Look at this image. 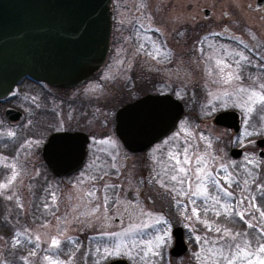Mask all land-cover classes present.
Returning <instances> with one entry per match:
<instances>
[{
    "label": "rangeland",
    "instance_id": "rangeland-1",
    "mask_svg": "<svg viewBox=\"0 0 264 264\" xmlns=\"http://www.w3.org/2000/svg\"><path fill=\"white\" fill-rule=\"evenodd\" d=\"M250 2L254 0H120L119 21L126 27L145 24L150 28L155 23L154 18H157V14L161 19L166 16L163 18L165 23H162L161 31L166 42L173 41L171 30L191 13L190 5L193 6L195 14L201 17L203 15L200 8L204 5L210 6L215 11L217 21L223 19V13L227 11L233 18L239 19V22L228 20V23L238 33L242 32L243 39L240 41L243 47L247 45L248 48H240L239 44H232V41L228 39L221 44H216L215 48L206 53L195 47V65L190 66L192 74L187 78L191 85V92L175 93L176 97L185 103L186 113L175 131L147 152H134L139 154L129 152L115 131L106 123L112 119L111 111L107 114L99 101L98 104L95 101V97H100L101 93L108 94L107 89L102 88L101 81H91L78 90L83 93H69L70 97L82 94L96 102L91 104L93 105L91 107L82 105L77 116L83 118V128L91 130L95 136H93L91 153L85 168L73 176L66 178L53 176L44 167L40 152L49 130L63 128L68 121L74 120L73 109L69 110L71 117L68 113L66 117L68 119L63 121L65 125L55 117L50 119V123L42 119L39 121L37 117L33 134L32 129L27 131L30 123L26 120L21 139L18 137L20 130L16 129L15 125L0 124V184L6 183L12 171L4 167V164L14 165L19 172L12 187L0 196V264H47L42 259L45 255H52L63 264H68L69 260L71 264H95L97 260L100 264H105L119 257L127 258L131 264H144L139 259L134 260L123 255L100 259L105 247L111 248L121 242L120 237L111 234L122 233L126 229L135 227L134 220L129 219L127 213H124V207L128 202L136 204L137 201L145 211L151 213V219L147 222L154 224V228L145 229V231L165 237L163 244L157 249L158 255L151 257V264H205L204 249L210 247V244L204 245L198 242L196 237L214 234L207 233V230L196 220L186 219L189 213L183 211L182 207L165 194L159 185L148 183L153 169V156L159 158L163 151L175 144L191 143L194 150H199L201 154L206 152L209 158H214L211 159L213 170L222 164L228 165L229 171L238 174V179L240 176L247 177L251 172L255 177V183L251 181L249 183L250 194L256 197L257 206L264 211V196L257 191V184L264 185V159L259 157L260 148L257 145V140L264 138V111H260V106L255 105L253 111L248 113L246 109L238 106L240 98L233 92L235 85L239 84L248 87L250 91L255 89L264 93V89L259 87L264 83V69L260 61L256 60V55L264 58V19H260L249 11L247 5ZM216 29L221 35H225L221 24L220 27L218 24ZM227 36L235 39L233 36ZM207 44L210 43L207 42ZM235 53H242L247 57V61H241L239 68L234 63L239 59ZM207 56H213V60L209 61ZM216 58L232 63L233 70L238 71L241 77L240 81H234L233 85L211 83L206 72L214 65ZM107 70L105 75H109ZM22 89H26V83L20 91L15 93H28ZM35 91L41 93L39 90ZM225 91L232 95H224ZM65 96L68 95L59 93L55 98L58 100ZM118 104L116 100L112 102L113 107ZM24 110L28 111L26 108ZM224 110L239 112L241 131L238 134L217 126L213 122L215 116ZM19 111L22 114V111ZM10 132L14 135L9 136ZM178 133L179 136H177ZM186 133H190V136ZM102 140L114 142L115 148L99 143ZM165 141H169V144L165 145ZM233 148L243 149L242 156L232 157L230 152ZM113 163L116 164L115 168L112 167ZM104 172H107V175H103ZM102 175L103 179L100 178ZM92 176L96 177L94 181L90 180ZM81 180L84 181L83 184L80 183ZM105 184L117 187L105 191ZM93 186L97 190L96 198L87 209L78 207L81 205L80 197ZM53 192L57 197L54 205L50 195ZM8 196H12V199H8ZM106 197L108 203L105 206ZM177 199L180 198L177 197ZM184 200L186 203V198ZM45 204L48 205L47 208L44 207ZM96 204L100 205V210L95 215L79 216L81 211L90 210ZM105 216L107 219H104ZM211 216L212 214L209 213V217ZM156 219H161L162 222L155 224ZM42 224L46 226L41 227ZM176 226H182L185 229V239L188 244V251L179 257L169 254L174 244L173 228ZM235 229L252 231L242 223H237ZM60 230L63 231V235L60 236L62 241L69 236L78 239L81 235H99L102 239H99L100 244L98 245L97 242V246H102L101 252L95 259L92 258L93 262L91 259L87 260L86 255L82 257L77 254L79 251L69 253L68 249L71 245H62L61 252H45L44 249L47 247L45 242L50 236L57 235ZM142 235L141 233L136 239H140ZM36 236L40 237V248L36 249L37 254L32 256ZM123 239L125 242L128 240L127 237ZM87 244L88 249H91V243L88 241Z\"/></svg>",
    "mask_w": 264,
    "mask_h": 264
},
{
    "label": "water",
    "instance_id": "water-1",
    "mask_svg": "<svg viewBox=\"0 0 264 264\" xmlns=\"http://www.w3.org/2000/svg\"><path fill=\"white\" fill-rule=\"evenodd\" d=\"M111 0H0V98L11 93L25 77L71 87L92 77L104 64L113 25ZM185 113L182 101L170 94H147L117 112L116 132L131 152L148 150L172 133ZM17 119L20 112L8 109ZM217 126L241 131L236 110L219 112ZM88 135L60 132L50 136L43 157L62 177L79 170L86 159ZM264 158V138L257 140ZM239 158L243 149L233 148ZM173 257L188 251L185 230L173 228ZM108 264H129L115 259Z\"/></svg>",
    "mask_w": 264,
    "mask_h": 264
},
{
    "label": "snow or ice",
    "instance_id": "snow-or-ice-1",
    "mask_svg": "<svg viewBox=\"0 0 264 264\" xmlns=\"http://www.w3.org/2000/svg\"><path fill=\"white\" fill-rule=\"evenodd\" d=\"M141 29L147 31L143 24L134 30L138 34ZM219 35V34H214ZM255 38V37H254ZM207 37H205V41ZM199 43V42H198ZM211 47V46H209ZM247 47V45H245ZM144 51L146 55L152 59H158L160 56L167 57V52H161L160 48L153 42V50L146 51L145 46L140 44L137 48V53ZM203 51V49H201ZM232 55L231 53H227ZM239 56L234 63L237 68L240 67L241 61H247L242 53H235ZM209 61L213 60V56L206 57ZM206 75L213 84L233 85L234 81H240L241 77L238 71H234L232 63L226 62L222 58H216L214 65L207 69ZM260 89H264V83L259 85ZM233 92L239 96L240 103L238 106L246 109L248 113L253 111V106L259 105L260 111H264V93L249 90L248 87L236 84ZM224 95H232V93L225 91ZM183 131V129H182ZM9 136L14 133H8ZM180 134L178 133L177 136ZM190 136V133H186ZM101 144L110 145L115 148V143L110 140L99 141ZM165 145L169 141L164 142ZM158 151H160L158 149ZM152 174L148 179L149 184L155 183L164 190L165 194L169 195L175 203L182 207V210L189 213L185 218L188 220H196L199 222L207 233L214 234L212 236L205 235L204 237L197 236L198 242L204 245H209L204 249L205 264H264V211L256 204V197L250 194L249 183H255V177L251 172L247 177L234 174L229 171L228 165H220L213 170L211 159L207 153L201 154L199 150H194L191 143L175 144L163 151L158 158L153 156ZM251 163V161H249ZM4 167L10 168L11 175L8 177L6 183L0 184V196L12 187L19 176V172L14 165L4 164ZM115 168L116 164L113 163ZM103 175H107L104 172ZM103 175L100 177L103 179ZM96 179L95 176L90 177L91 181ZM84 183L83 180L80 181ZM115 185H104V190L115 188ZM47 191V190H46ZM96 188L93 186L88 191L84 192L81 199V205L78 207L88 208V205L96 198ZM257 191L264 196V185L257 184ZM53 205L56 202V194L50 193ZM179 197L180 199H177ZM12 199V196H8ZM184 198L187 202L185 203ZM108 203L105 198V206ZM48 207L47 204L44 205ZM75 210V209H74ZM100 210V205L96 204L90 210H84L79 213V216L95 215ZM124 213H127L129 219L134 220L135 227L126 229L122 233H113L121 238V242L113 245L111 248L105 247L100 259H107L111 256H128L130 258L139 259L144 264H151V257L158 255L157 249L163 244L165 237L156 236L152 232H147L145 229L154 228V224L148 223L151 219V213L145 211L140 203L136 204L128 202L124 207ZM209 213L212 214L209 217ZM259 213V216H257ZM55 215V213H53ZM123 215V213H122ZM203 216V218H202ZM79 218V217H77ZM238 218V219H237ZM59 220V218H57ZM99 219V217H97ZM104 219H107L105 216ZM161 219H156L155 224H160ZM237 223H242L248 231H238L235 229ZM46 225H41L45 227ZM143 234L140 239L137 236ZM63 231L60 230L57 235L50 236L45 243L47 247L45 252H61L62 245H71L68 249L69 253L79 251V241L73 237H66L61 240L60 236ZM127 237V242L124 241ZM251 237V239H249ZM40 237L36 236L34 243V250L31 252L35 256L36 249L40 248ZM97 253L101 252L100 248L96 249ZM135 253V256H133ZM47 264H63L52 255H45L42 257ZM71 264V260L68 261ZM95 264H100L97 260Z\"/></svg>",
    "mask_w": 264,
    "mask_h": 264
},
{
    "label": "flooded vegetation",
    "instance_id": "flooded-vegetation-1",
    "mask_svg": "<svg viewBox=\"0 0 264 264\" xmlns=\"http://www.w3.org/2000/svg\"><path fill=\"white\" fill-rule=\"evenodd\" d=\"M119 3L120 0H111L110 7L113 13V26L110 39V49L104 64L92 77L74 86L62 87L52 85L46 81L37 80L30 76H26L16 85L11 93L0 98V124L7 123L12 126L15 125L16 129L20 130L19 133L17 132L20 139L22 138V133L24 134L25 131L23 126L26 120L30 123L27 131L32 129L33 134L35 132V121L37 117L39 121L42 119L43 121H48L49 123L50 119L55 117V119L60 120L62 124L65 125V122L63 123V121L68 119L66 118L68 113L71 117L69 110L73 109V121H68L66 126H63V128L55 130L53 128V130H49L50 127L48 128L49 131L40 151L42 160L44 162V167L57 178H66L81 172L88 162L91 153L90 147L92 145L93 136L95 135L91 130H85L82 125L83 118L81 119L80 117H77L82 105L85 104L86 106L91 107L93 106L91 104L96 103L95 101H97L98 104L99 101V104L104 109V112L109 114V111H111L112 119L106 123H108L112 130H114L117 134V112L126 104L135 102L147 94H170L173 97L179 99L176 97L175 93L191 92V85L189 84V80H187V78H189L192 74V70L190 68L195 65V47L200 50L203 49L201 52L206 53V51L215 48L216 44H221L228 39L229 41H232V44H239L240 48L242 47L248 49L247 47H243V43L240 41L243 39L242 32L238 33L228 23V20L239 22V19H236V17L233 18V16L229 15L227 11H224L223 19L217 21L215 18V11L210 6L204 5L200 8V12L203 15L201 17L197 13L195 14V11H193V6L190 5V9L192 10L191 13L186 16L184 21L178 22V24L171 30L173 41L166 42L161 32L163 28L162 23L164 22L163 18H166V16L162 17L161 19V17H159L157 14L158 19L156 17L154 18L155 23L151 25L152 27L148 28L145 26V24H143L148 30L145 31L144 29H141L137 34L134 30V25L126 27L124 23L123 25L120 24L121 22L119 21L118 16L120 8ZM247 7L249 11L254 13L257 17L264 19V0H254V2L248 3ZM169 23L170 22H168V24ZM218 24L219 27L220 24L222 25V32L225 35H221L217 31L218 29H216V27ZM135 26L136 28H139V26ZM227 35L233 36L235 39L231 37L228 38ZM205 37H207L206 41ZM153 42H155V45L160 48L161 52L168 53L167 57L160 56L158 59H152L150 56L146 55L144 51L137 53V48L140 44L145 46L146 51H152ZM207 42L210 44H207ZM209 45L212 46L209 47ZM256 60L260 61L264 69V58L258 57L256 55ZM106 70L109 75H105ZM91 81H101L103 85L102 88L107 89L108 94L101 93L100 97H95L94 102L93 99H90L89 97L87 98L86 95L83 96L82 94H78L74 97L69 96V93H83L81 91L78 92V90H81V88L89 84ZM25 83L26 89L22 90H25V92L27 91L28 93H15L20 91ZM35 90H39L41 93H36ZM101 92L104 91L101 90ZM59 93L67 94L68 96L63 98L60 97L58 100H56L55 97ZM109 93L111 94L109 95ZM114 100L118 101L119 103L115 107L112 106V102ZM182 103L185 107V103L183 101ZM20 104H22V106ZM10 108L15 109L18 112H20L19 110L22 111V114L20 112L19 118L12 119L7 115V111ZM24 108H26L29 113L28 111L26 112ZM27 117H29V119ZM60 132H81L87 134L89 138L86 148V159L83 166L72 174L64 175L62 177H58L52 172L43 157V148L45 144H47L50 136ZM172 133L162 140L169 137ZM162 140L153 144L148 150H150ZM260 149L258 150V155ZM127 150L131 152L129 149ZM148 150H146V152ZM99 239H102L99 235L78 236V241L80 243L79 252L77 254L81 255L82 257H85L86 255L87 260L91 259L93 262L92 258L95 259L96 255L98 254L96 249L102 247L97 246V242L98 245L100 244ZM88 241L91 243V249H88ZM121 258L126 259L129 264H131L130 261L125 257L114 258L105 264H108L115 259Z\"/></svg>",
    "mask_w": 264,
    "mask_h": 264
}]
</instances>
